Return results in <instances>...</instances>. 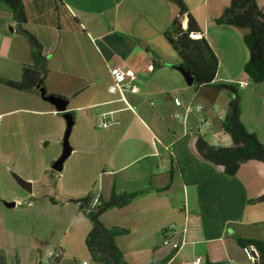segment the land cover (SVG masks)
<instances>
[{"label":"crops","instance_id":"crops-1","mask_svg":"<svg viewBox=\"0 0 264 264\" xmlns=\"http://www.w3.org/2000/svg\"><path fill=\"white\" fill-rule=\"evenodd\" d=\"M183 1L217 55L215 79L237 85L246 76L244 64L249 56L243 41L245 29L215 21L230 0ZM23 2L28 16L25 27L36 35L47 57L45 88L67 99V109L73 111L75 120L71 157L64 161L65 171H56L58 180L66 181L65 195L60 199L51 194L33 195L32 185L50 184L47 179L40 182L33 171L40 174L51 168L62 148L65 119L39 92L0 82V185H18L9 191L15 204L5 206H17L23 214L16 218L11 215L16 213L3 211L13 217L5 221L10 228L0 244L7 264H14L15 256L24 264L25 231H34L50 217L56 222L69 221L57 245L62 252L58 264H88V250L80 263L66 255L75 233L79 231L78 239L81 235L85 244L91 228L78 203L70 199L89 193L107 198L113 189L142 190L125 206L110 208L99 217L107 227L127 229L116 237V244L128 264H148L152 259L192 264L196 256H201L200 264H253L256 249L241 247L234 236L264 240V201L251 202L264 192V162L247 160L234 176H228L222 166L196 152L195 129L201 116L208 142L227 146L238 142L221 129L227 113L224 105L230 97L223 104L222 90L210 85L193 87L170 65L180 61L165 37L178 13L175 2ZM257 3L264 12V0ZM29 63V44L17 30L9 6L0 1V77L20 79L23 66ZM115 66H131L137 71L138 91L125 92V100L108 88ZM238 87L241 120L264 143V81ZM174 97L182 99L180 105H175ZM195 101L202 105L201 112L195 109ZM176 112L184 119H177ZM98 113L114 123L97 127ZM32 117L40 121L32 124ZM17 124L22 126L19 136L6 139L5 132ZM12 170L19 175H12ZM19 180L29 186H21ZM24 198L27 201L21 202ZM59 207V217L50 215ZM73 223L77 228L72 231ZM174 242L180 245L174 248ZM37 249L28 264H43V254Z\"/></svg>","mask_w":264,"mask_h":264},{"label":"trees","instance_id":"trees-1","mask_svg":"<svg viewBox=\"0 0 264 264\" xmlns=\"http://www.w3.org/2000/svg\"><path fill=\"white\" fill-rule=\"evenodd\" d=\"M0 1L11 9L17 30L29 44L31 58V63L23 66L20 79L0 77V82L17 90L33 89L39 92L36 85L40 83L45 86L44 79L47 73V57L43 52V45L36 35L25 27L28 16L23 0ZM173 1L178 7V13L165 31V37L179 55V65L193 76L192 83L196 87L210 85L218 91L226 90L229 93L227 113L221 122V129L238 142L235 146L210 143L202 134L195 133L194 148L201 157L222 166L226 175L234 176L241 163L247 160L256 159L264 162V143L255 133L247 130L241 120V97L237 85L233 82L215 79L218 68L217 55L207 38L202 35L198 23L188 12L184 1ZM52 2L55 3V0ZM54 7L57 10V4H54ZM184 14L188 17L186 29H182L179 24ZM215 21L218 24H228L245 29L243 41L249 56L244 64V72L252 82L264 81V12L257 0H230L229 5L215 18ZM71 113L73 114V111ZM140 192L142 190L127 192L113 189L107 198L95 197L89 193L80 198L70 199L78 203L81 212L91 222V228L85 236V245L94 264H128L124 253L116 244V237L127 233V229L120 226L107 227L99 217L110 208L125 206ZM33 199L34 197H30V200ZM50 200L55 202L52 197ZM263 201L264 192L251 199V202ZM234 238L241 247L252 246L256 249L258 256L253 264H264V240L239 235H235ZM165 261L166 259H152L148 264H164ZM0 264H7L6 255L1 249ZM14 264H19L18 256H15ZM205 264L229 263L206 261Z\"/></svg>","mask_w":264,"mask_h":264},{"label":"rangeland","instance_id":"rangeland-1","mask_svg":"<svg viewBox=\"0 0 264 264\" xmlns=\"http://www.w3.org/2000/svg\"><path fill=\"white\" fill-rule=\"evenodd\" d=\"M169 1L174 2L173 0H169ZM176 55H177L178 60H180L177 52H176ZM176 71L181 75L182 79L185 81L182 73L177 69H176ZM240 79L246 80L248 87L255 85V82H252L247 76H242ZM224 81H227V80H224ZM193 87H196V86L193 84ZM222 91H223L222 92L223 93L222 94L223 95V101L222 102H223V104H225L228 96L230 97V95L226 90H222ZM238 91H239V87H238ZM263 97H264V95H262V98ZM198 104L199 103L197 101H195L193 103L194 107ZM224 107H225V109L227 108V106H225V105H224ZM31 121L33 124L36 121L39 122L40 120H38L37 117H32ZM21 128H22V126L20 124H17L15 129H10V130L6 131L4 136L8 140H14V139L16 140V137H18L20 134ZM202 128L206 129V126L204 125V123L202 124ZM203 133L208 134L207 131L205 132L204 130H203ZM219 133H220V135H223L222 132H219ZM204 134H203V136L205 138ZM71 137H72V130H71V133L69 136L70 144H71ZM61 150H62V148H60V150H59V155L61 153ZM70 157L71 156H69L68 158H70ZM68 158L65 160V163L67 162ZM65 163H64V167H63L62 171H65V169H66ZM12 171L10 172L11 174L15 173V174L19 175V173L17 171H15V170H12ZM33 175L36 176V178L38 177L40 182L46 181V179L50 182L49 185H32V191L31 192L33 195L41 196L43 194H51L53 196H56V198H58V199L62 198L61 196L65 195V184H66L65 182L66 181L65 180H62V181L58 180V172L49 168L48 170L45 171V173L41 172L40 174L37 171H33ZM59 181L61 182V186H58ZM12 186L14 188L18 187V185H12ZM12 186L11 185H0V244H4L5 237H6L7 232H8L7 228H10V226H6L5 221L7 219H12L13 217H16V218L20 217L21 218L23 215L21 212L17 211L18 210L17 206L14 208L13 207L8 208L5 206L6 205L5 202L12 201V199H10V195H9V191H11L13 188ZM40 198H42V197H40ZM36 199H39V197H34L33 200H36ZM26 201H27L26 198L21 199V202H26ZM61 210L62 209L59 207V208H57L56 213L51 212L50 215L54 214V215L59 217V213L62 214ZM3 211H8V213H16V214H11V215H13V217L10 214H8V217H7L5 214H3ZM47 220L49 222H43V223H41V225H39V227L33 228L34 231H25L26 233H24L25 236L23 237V239L25 240L24 246H25V252H26L25 258H24V264H28V262H30L31 258L33 257V251H34L35 247L38 248L37 249L38 252L41 251V253L43 254V257H44L50 249H53V247L61 244L60 243L61 241H59V239L64 234L65 227L67 226L69 221L67 220L64 222V220H63L62 222L61 221L56 222V221H53L55 219L52 217H50V219H47ZM76 225H77L76 223L72 224V228H71L72 231L77 228ZM78 234H79V231H77L75 233L76 239L73 240L74 244L71 243V247L69 248V251H67L66 255L69 258L73 259L74 261L80 263L86 257L85 254L87 252V249H86V245L82 241L81 235L78 239V236H77ZM1 248H4V247L1 246L0 249ZM87 263L92 264V261L87 259Z\"/></svg>","mask_w":264,"mask_h":264},{"label":"built area","instance_id":"built-area-1","mask_svg":"<svg viewBox=\"0 0 264 264\" xmlns=\"http://www.w3.org/2000/svg\"><path fill=\"white\" fill-rule=\"evenodd\" d=\"M180 27L182 29H186L188 27V17L186 14L182 16L180 19ZM195 36V35H193ZM199 36V35H198ZM111 78L110 82L108 85V88L111 92H119L122 95V98L125 100L124 93L125 92H137L138 91V86L135 82L137 71L135 68L131 66H115L114 68L111 69ZM238 86H244L247 84L246 80H240L237 82ZM173 101L175 105H180L181 104V99L179 97H174ZM127 102V101H126ZM128 103V102H127ZM195 109L198 112L202 111V106L200 104L195 106ZM174 116L179 119L183 120L184 115H182L180 112H176ZM205 122V119L203 116L200 117V124L199 126L195 129V133H203V128L202 124ZM114 123L112 119H109L106 117L104 113H98L96 116V126L99 128H105L109 125ZM217 144V143H215ZM174 228V225L171 224L169 226V229L172 230ZM180 245L179 242H174L173 247L177 248ZM62 255V252L59 247L55 246L53 249H50L46 255L43 257V264H58V261ZM202 262L201 256H196L192 264H200Z\"/></svg>","mask_w":264,"mask_h":264},{"label":"water","instance_id":"water-1","mask_svg":"<svg viewBox=\"0 0 264 264\" xmlns=\"http://www.w3.org/2000/svg\"><path fill=\"white\" fill-rule=\"evenodd\" d=\"M170 65L174 66L182 73L185 81L188 84H191L193 82V76L187 71H185L179 64H170ZM36 88L39 91L40 97L43 100L54 105L56 110L62 112V115L65 119V129L62 137V150L60 155L50 165L51 169H53L54 171H60L63 168L64 161L72 151V146L69 141V136L74 123V115L71 113V111L67 109L68 101L66 98L59 95H55L53 93H48L45 86L41 85L40 83L36 85ZM19 182L21 186L25 188L29 186V185H25L26 183L24 181L19 180ZM5 204L8 206H13L15 202L14 201L5 202Z\"/></svg>","mask_w":264,"mask_h":264},{"label":"bare ground","instance_id":"bare-ground-1","mask_svg":"<svg viewBox=\"0 0 264 264\" xmlns=\"http://www.w3.org/2000/svg\"><path fill=\"white\" fill-rule=\"evenodd\" d=\"M195 36H198V35H195Z\"/></svg>","mask_w":264,"mask_h":264}]
</instances>
